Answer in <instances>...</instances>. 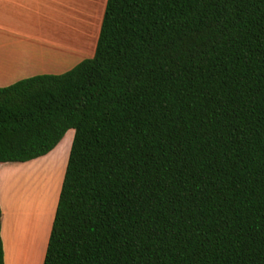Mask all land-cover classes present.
Here are the masks:
<instances>
[{
  "label": "trees",
  "instance_id": "16d2710c",
  "mask_svg": "<svg viewBox=\"0 0 264 264\" xmlns=\"http://www.w3.org/2000/svg\"><path fill=\"white\" fill-rule=\"evenodd\" d=\"M69 130L43 264H264V0H106L92 58L0 88V163Z\"/></svg>",
  "mask_w": 264,
  "mask_h": 264
},
{
  "label": "crops",
  "instance_id": "0c3cea01",
  "mask_svg": "<svg viewBox=\"0 0 264 264\" xmlns=\"http://www.w3.org/2000/svg\"><path fill=\"white\" fill-rule=\"evenodd\" d=\"M85 2L0 0V88L37 75H59L92 58L100 25L91 26L94 6L91 10ZM38 159L0 163L4 264L44 261L45 205L38 197L37 175L26 173Z\"/></svg>",
  "mask_w": 264,
  "mask_h": 264
},
{
  "label": "rangeland",
  "instance_id": "374dc122",
  "mask_svg": "<svg viewBox=\"0 0 264 264\" xmlns=\"http://www.w3.org/2000/svg\"><path fill=\"white\" fill-rule=\"evenodd\" d=\"M85 1V3H87L86 5L90 7V9L92 7V4L94 6V10L91 9L94 12L90 18V22L91 26L96 30L99 27L98 25H101L106 0ZM90 9H86L87 13L90 12ZM63 19L64 18L62 15V21ZM73 138L74 131H67L58 145L54 148V150H52L48 155L39 158L35 163H33V165H31L32 167L29 169V171L26 172L27 174L30 172L34 175H37L38 197L41 201H43V204L45 205L43 213V229L45 233V244L43 250L44 257Z\"/></svg>",
  "mask_w": 264,
  "mask_h": 264
},
{
  "label": "bare ground",
  "instance_id": "6f19581e",
  "mask_svg": "<svg viewBox=\"0 0 264 264\" xmlns=\"http://www.w3.org/2000/svg\"><path fill=\"white\" fill-rule=\"evenodd\" d=\"M54 169H56V168H54ZM59 169V168H58ZM48 210H49V208H48Z\"/></svg>",
  "mask_w": 264,
  "mask_h": 264
}]
</instances>
